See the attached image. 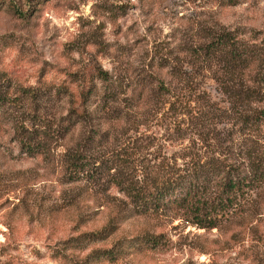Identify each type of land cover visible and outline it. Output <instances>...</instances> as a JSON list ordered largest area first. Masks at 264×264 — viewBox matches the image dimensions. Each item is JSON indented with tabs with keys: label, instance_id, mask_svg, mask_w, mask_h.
Listing matches in <instances>:
<instances>
[{
	"label": "rangeland",
	"instance_id": "1",
	"mask_svg": "<svg viewBox=\"0 0 264 264\" xmlns=\"http://www.w3.org/2000/svg\"><path fill=\"white\" fill-rule=\"evenodd\" d=\"M212 23L264 31V0H0V264H264V196L251 217L247 186L229 209L240 207L233 220L205 228L183 210L137 212L107 175L71 179L77 152L113 173L117 155L140 154L150 137L163 138L176 117L165 102L154 105L152 91L159 80L180 91L177 71L191 61L184 44ZM208 73L196 72L197 92L207 97L196 99L185 138L165 153L190 142L203 162L220 137L232 156L242 155L245 136L231 127ZM85 88L93 92L81 105ZM24 129L44 139L34 152L23 148Z\"/></svg>",
	"mask_w": 264,
	"mask_h": 264
},
{
	"label": "trees",
	"instance_id": "2",
	"mask_svg": "<svg viewBox=\"0 0 264 264\" xmlns=\"http://www.w3.org/2000/svg\"><path fill=\"white\" fill-rule=\"evenodd\" d=\"M248 33L245 35L247 33L230 30L217 23L202 25L197 42L184 44L183 50L191 61L182 63L177 71L183 81L180 91L176 93V87L165 80H159V86L152 91L158 96L154 105L165 102L168 104L165 113L172 112L176 117L174 122L167 123L164 139L152 136L142 147V153H127V150L122 157L117 155L113 173L114 166L105 167L102 171L101 165L94 164L95 159L93 161L92 157L77 152L70 156L69 167L75 175L71 179L86 174L84 176L88 179L101 180L103 175H107V184L116 186L137 212L169 215L171 208L178 210L176 214L183 210L182 214L188 215L187 222L205 228L218 227L223 220H231L240 207L233 212L229 209L234 207L237 193L245 186L244 193L248 198L243 207H252L245 211L251 217L261 213L257 204L258 197L264 196V136L261 135L264 127V31L251 30ZM195 68L200 74L202 70L209 72L208 78L214 81L221 100L228 103L223 112L229 114L231 127H237L245 136L246 146L239 158L240 154L234 157L231 151H226L228 147L223 148L227 140L220 137L209 141L216 149L203 162L198 149L190 142L187 145L181 142L180 149L172 155L164 151L171 145V140L185 138L190 128V125H183L185 115L195 112L193 103L197 98L207 97L205 90L197 92L201 84L195 79ZM107 74L104 70L98 72L104 80L108 78ZM92 92L83 89L79 93V104H88ZM207 104L210 106L209 102ZM152 109L154 112H149L152 119H139L137 124L144 125L147 119L155 120L159 111ZM74 112L79 117L86 113L80 107ZM228 124L224 126L228 127ZM175 131L177 135H173ZM17 132L23 134L21 142L28 152L42 146L44 139L38 130L29 132L27 136L24 135L25 129ZM250 186L258 189L257 193L252 194ZM242 218L243 221L245 216Z\"/></svg>",
	"mask_w": 264,
	"mask_h": 264
}]
</instances>
